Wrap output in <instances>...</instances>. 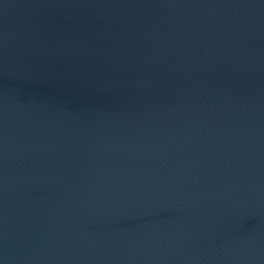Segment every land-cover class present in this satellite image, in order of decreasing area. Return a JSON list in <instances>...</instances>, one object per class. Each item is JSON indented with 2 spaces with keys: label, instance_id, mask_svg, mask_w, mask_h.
Returning <instances> with one entry per match:
<instances>
[{
  "label": "water",
  "instance_id": "95a60500",
  "mask_svg": "<svg viewBox=\"0 0 264 264\" xmlns=\"http://www.w3.org/2000/svg\"><path fill=\"white\" fill-rule=\"evenodd\" d=\"M0 264H264V0H0Z\"/></svg>",
  "mask_w": 264,
  "mask_h": 264
}]
</instances>
